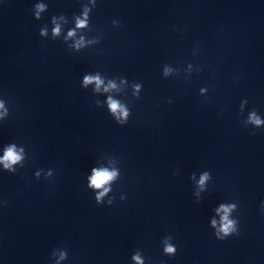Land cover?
<instances>
[{"label":"clouds","instance_id":"9594fccd","mask_svg":"<svg viewBox=\"0 0 264 264\" xmlns=\"http://www.w3.org/2000/svg\"><path fill=\"white\" fill-rule=\"evenodd\" d=\"M45 8L44 5L38 4L36 5L37 9V18H39V12L43 11ZM87 22V12L84 14L83 19H77V28H83L86 26ZM53 23H55V18L53 19ZM60 32V26L59 24H56V26L53 29V35H58ZM47 34L46 29H41L40 35L44 36ZM75 33L74 31L69 32V36H73ZM83 44V39L77 42L76 47H80ZM167 69H165V74H167ZM95 82L97 86V90L99 89L100 85L103 83V81L99 78V76H85L84 77V85L87 86L90 83ZM109 88H114L115 84L110 83ZM138 87V86H137ZM107 91V89H105ZM109 107L113 114H116L118 118L120 119L121 123L126 122V118L128 116V112L116 101L109 98ZM8 115V110L5 108V102L3 100H0V119L4 118ZM248 122L254 124L255 126L259 127L261 124H264V120H261V118L256 114L255 111L250 113ZM22 149L20 151H17L15 145L7 146L5 149V154L2 158H0V163L4 165V168L9 171L13 172L15 169L13 168V165L17 164L22 159ZM50 174V173H49ZM38 175V174H37ZM117 173L115 171H108V170H96L93 169V176L91 177V183L90 187H94L96 189L102 188L108 181L114 179L116 177ZM209 178L208 173H205L201 176L199 183L203 185L205 181ZM108 189L105 188L103 192L97 196V202L100 201L101 197L104 195L105 192H107ZM236 205H220V207L217 209L218 213H222L221 221L219 226H217V222L215 220L212 221V226L216 228V238L219 240H225L226 238L232 236L234 233L238 234L237 230V221L229 219V214L233 209H235ZM264 207V205H262ZM164 252L169 255H175L177 252V249L175 246H173L171 243H167ZM61 260L67 258L66 252H60ZM133 260L136 261V264H143V260L141 259L139 254H136L133 256Z\"/></svg>","mask_w":264,"mask_h":264}]
</instances>
